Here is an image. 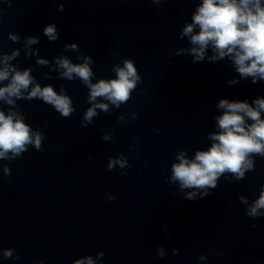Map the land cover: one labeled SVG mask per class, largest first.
I'll return each mask as SVG.
<instances>
[{"label":"water","instance_id":"water-1","mask_svg":"<svg viewBox=\"0 0 264 264\" xmlns=\"http://www.w3.org/2000/svg\"><path fill=\"white\" fill-rule=\"evenodd\" d=\"M202 3L0 0V88L30 77L0 97V112L41 136L40 149L0 157V264H264V207L250 214L264 193V153L214 188L173 180L181 155L191 162L218 143L221 100L264 120V79L242 76L234 53L219 58L211 44L203 59L191 52L200 29L184 28ZM62 60L87 64L88 82L64 75ZM126 60L139 77L129 99H90V85L116 80ZM37 86L66 97L71 113L31 96ZM240 114L247 131L254 121Z\"/></svg>","mask_w":264,"mask_h":264},{"label":"clouds","instance_id":"clouds-1","mask_svg":"<svg viewBox=\"0 0 264 264\" xmlns=\"http://www.w3.org/2000/svg\"><path fill=\"white\" fill-rule=\"evenodd\" d=\"M192 19L193 24L184 28V34L192 33L193 27L199 26V32L191 36V43L199 46L191 49L197 59H203L205 49L211 44L219 58L234 53V62L242 76L255 77L258 74L264 79V7H261L260 0H203ZM45 33L54 38L53 27L46 28ZM61 65L67 70L64 75L71 78V73L75 72L88 82L91 71L87 64L76 66L68 60H62ZM116 72V80H101L90 85V99L104 96L113 103L129 99L130 90L134 89L139 79L136 69L131 61L126 60L124 67H118ZM7 75V71H0V79ZM29 83L27 72L17 73L8 87L0 88V97L5 93L18 94L20 88H27ZM37 94L53 104L63 116L71 113L70 101L66 97L57 96L50 87L41 89L37 86L30 93L31 96ZM256 104L259 109H264V100H257ZM95 107L107 110L105 104ZM219 107L226 111L218 118L222 131L212 137L218 143L213 144L207 152H197L194 161L190 162L181 155L180 163L173 165V180L180 181L184 188H214L219 174L225 171L242 177L240 168L245 163V157L253 152L264 153V120L260 119L259 111L246 103H229L227 100H221ZM240 113L254 121L247 131ZM95 114V108H90L85 119L90 121ZM40 142L39 134L33 140L27 125L13 121L11 116L6 117L0 112V157H4L8 151L19 155L26 150L28 143H34L40 149ZM193 195L189 193L188 197L192 198ZM260 207H264V193H261L250 214L255 215ZM76 264L83 262L76 261ZM87 264H93L90 258Z\"/></svg>","mask_w":264,"mask_h":264}]
</instances>
